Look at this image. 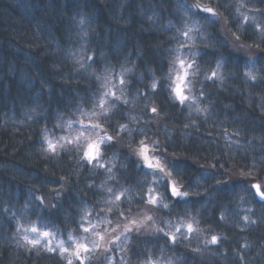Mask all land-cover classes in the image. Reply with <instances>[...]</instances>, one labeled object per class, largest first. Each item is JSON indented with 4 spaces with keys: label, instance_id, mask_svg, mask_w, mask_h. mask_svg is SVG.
<instances>
[{
    "label": "trees",
    "instance_id": "obj_1",
    "mask_svg": "<svg viewBox=\"0 0 264 264\" xmlns=\"http://www.w3.org/2000/svg\"><path fill=\"white\" fill-rule=\"evenodd\" d=\"M217 15L256 54L235 52ZM141 141L186 198L135 156ZM256 183L264 192V0H0V264H264ZM151 186L157 230L109 251L81 260L28 235L98 242Z\"/></svg>",
    "mask_w": 264,
    "mask_h": 264
},
{
    "label": "rangeland",
    "instance_id": "obj_2",
    "mask_svg": "<svg viewBox=\"0 0 264 264\" xmlns=\"http://www.w3.org/2000/svg\"><path fill=\"white\" fill-rule=\"evenodd\" d=\"M219 17L220 23H221V31L223 35H225L230 43H231V48L240 54L246 55V56H251L254 53L256 54V51L254 47L241 42L234 36L228 34L226 32V25L223 19L220 17V15H217ZM182 86V85H181ZM176 92V91H175ZM147 145V155L149 158L153 161V163H159V168H150L153 171L157 172L160 176L163 178H167V180L170 182V184L174 185L178 190L180 191H185L188 193L186 188H184L180 183L178 184L175 182L169 175V169L167 165L166 158L159 153L158 151L155 150L154 147L148 144V142H144L142 146ZM135 156L139 158V161L142 163L146 164L147 163L144 161L142 155H137L138 151L135 148L134 152ZM141 153V150L140 152ZM161 195L156 191L155 187L151 186L150 190L148 191L147 194V199L146 203L141 209H138L137 211L131 212L129 214H124L121 216L118 220H115L111 228H102L101 234L98 235L103 237L98 242L92 241L90 238H86L85 235L81 237V240L78 239H73L70 242H64L61 240L56 234L53 232L50 233L49 236H43L42 233L45 232L44 230L42 231H30L29 232V237L33 241H38V242H43V243H49L54 247H58L60 251H62V248L68 249L67 252H63L64 254H68L70 256H74V251L76 249L77 244H85L87 245L88 249L90 250L88 253H94L96 250L99 251V249L104 250L103 252L109 251V248H112L116 246L120 240L124 239L128 235L132 233H137V229L140 232H154L157 230V208L161 205ZM155 198L156 203L153 204L151 203V199ZM183 198V197H181ZM148 217H151V219H148ZM133 221L135 223H133ZM126 229H130L131 231L128 232ZM106 238V239H105ZM100 250V251H101Z\"/></svg>",
    "mask_w": 264,
    "mask_h": 264
},
{
    "label": "snow or ice",
    "instance_id": "obj_3",
    "mask_svg": "<svg viewBox=\"0 0 264 264\" xmlns=\"http://www.w3.org/2000/svg\"><path fill=\"white\" fill-rule=\"evenodd\" d=\"M195 6L198 7V5H195ZM203 11L206 12V13H208V14H210V15H215V13L213 12V10L211 8H205V9H203ZM80 23L81 24H84L85 21L83 19H81L80 20ZM86 35H87V33H85V36ZM184 35H187V33H184ZM91 59L94 61L95 57L93 56V57H91ZM184 63L185 62L183 60H180V64L182 66L184 65ZM190 66L191 65H189V67ZM217 67H220V62H217ZM186 75H187V73L185 72V76ZM216 75H217L216 72H213L212 73V77H216ZM246 75L249 76L250 79L253 80V81H255L257 79L250 72L249 73H246ZM212 77H209V79H211ZM183 78L184 77H178V81H182ZM120 82L121 83H124V81L122 79H121ZM151 87L153 89H156L157 85L155 83H153L151 85ZM176 93H177V97L181 101V103H183V101L187 99V97L183 95V90H182V86H181L180 83L177 84ZM112 95H115V93L112 92ZM156 111H157L156 108H152V112L155 113ZM104 140L111 141L112 140V137L105 136V137H102L100 139V141L90 143V144L95 143L97 145V150L93 154L89 155L88 152H86V154H85L90 161L96 160L98 158V156L100 155V144L103 143ZM141 143L143 144V141H141ZM49 147L52 148L53 151L55 150V145H53V144L50 143L49 144ZM140 154L142 155L144 161L147 163V166L149 168H159L160 167L158 162L157 163H153V161L147 155V145H144V147L142 148ZM168 188H169L170 195H172L173 197H176V198L184 197V198H186L188 196V193L187 192L178 190L172 184H169L168 185ZM259 195L261 196V199H264V193H259ZM117 199H119V197H117ZM150 202L153 203V204H155L156 203V199L155 198H152ZM165 207H167V205H165ZM148 219H151V217H148ZM221 219H223V217H221ZM244 219L247 220V217H245ZM133 223H135V222L133 221ZM186 228H187V232L188 233H191L193 231V225L191 223H188L186 225ZM85 230L87 231V229H85ZM32 231L35 232V231H37V229L36 228H32ZM126 231L130 232L131 230L130 229H126ZM158 231H162V230H158ZM176 231L179 232V229H177ZM137 233L139 234V230L138 229H137ZM42 235L43 236H49L50 233L47 232V231H45V232L42 233ZM166 235H169L170 241L172 243H177L178 242V236L176 234L167 233ZM102 238L103 237H101V239ZM218 239L219 238L217 236H213L208 243L214 244V243H216L218 241ZM32 243L33 244H36V243H38V241H32ZM49 251H53V249H49ZM67 251H68V249L62 248V252H67ZM89 251L90 250L88 249L87 245H85V244H77L76 245V249L74 251V256H76L77 258H80L81 260H83V259H86L87 258L86 254ZM82 253L85 254V255H82ZM70 264H71V262H70Z\"/></svg>",
    "mask_w": 264,
    "mask_h": 264
},
{
    "label": "clouds",
    "instance_id": "obj_4",
    "mask_svg": "<svg viewBox=\"0 0 264 264\" xmlns=\"http://www.w3.org/2000/svg\"><path fill=\"white\" fill-rule=\"evenodd\" d=\"M78 23H80V21ZM109 91H110V89H109ZM103 103H104V101L102 100L101 104H103ZM107 111H108V109L105 108L104 112H107ZM96 150H97V145L95 143L88 145L87 152H88L89 155L93 154Z\"/></svg>",
    "mask_w": 264,
    "mask_h": 264
},
{
    "label": "water",
    "instance_id": "obj_5",
    "mask_svg": "<svg viewBox=\"0 0 264 264\" xmlns=\"http://www.w3.org/2000/svg\"><path fill=\"white\" fill-rule=\"evenodd\" d=\"M254 187H255V189H256V192H257V196H258V198H259L260 200H262V202H263L264 199H261V196L259 195V193H264V192H262V190H261L259 184L256 183V184L254 185Z\"/></svg>",
    "mask_w": 264,
    "mask_h": 264
}]
</instances>
